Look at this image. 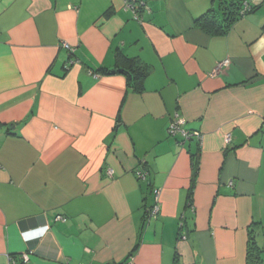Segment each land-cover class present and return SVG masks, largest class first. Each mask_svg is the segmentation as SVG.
Returning a JSON list of instances; mask_svg holds the SVG:
<instances>
[{
	"label": "crops",
	"instance_id": "0c3cea01",
	"mask_svg": "<svg viewBox=\"0 0 264 264\" xmlns=\"http://www.w3.org/2000/svg\"><path fill=\"white\" fill-rule=\"evenodd\" d=\"M141 1L0 0V264H247L251 231L264 264V0L223 35L219 0Z\"/></svg>",
	"mask_w": 264,
	"mask_h": 264
},
{
	"label": "trees",
	"instance_id": "16d2710c",
	"mask_svg": "<svg viewBox=\"0 0 264 264\" xmlns=\"http://www.w3.org/2000/svg\"><path fill=\"white\" fill-rule=\"evenodd\" d=\"M246 1L247 0H219V7L224 17L223 21L220 22L217 16V13L215 11H211L210 13L200 18L197 21V24L201 28L206 30L207 32H212L214 34L223 35L234 24V22H236L238 19L248 15L249 13L255 10V7L252 5V2H253L252 0L250 3V6H251L250 11H248L243 16L242 9L244 7L243 4ZM123 75L127 77L128 87L130 89L134 90V92H141L143 90V83H144L145 78L148 75V71L146 68H142L138 66L137 64L133 63V65L129 69L123 70ZM193 158H194L193 159V176H192V183H191L190 192H189V205L191 208L193 207V204H192L193 203V189L195 187L196 176H197L198 168H199L198 155H194ZM138 170H142L146 172L143 169H138ZM147 216L148 215L146 213V217ZM63 218L66 220L65 217ZM182 230H184V224H183V229L180 228V235H181ZM262 254H263V251L258 245L254 231H251L249 235V242H248L247 264H262ZM12 258L17 261L16 258L14 257Z\"/></svg>",
	"mask_w": 264,
	"mask_h": 264
},
{
	"label": "built area",
	"instance_id": "2783aa9c",
	"mask_svg": "<svg viewBox=\"0 0 264 264\" xmlns=\"http://www.w3.org/2000/svg\"><path fill=\"white\" fill-rule=\"evenodd\" d=\"M252 0H247L246 2H244V7L242 9V15L244 16L248 11H250L251 3ZM124 2V7L126 10L131 11L134 19L141 21V17L139 15V11L146 8L144 1L141 0H123ZM70 52L71 54L73 53V50L69 47V45H64ZM230 61L226 60L222 63H219L217 68H216V72H219L220 70L226 68L229 65ZM186 119L184 117H182L180 114L176 113L170 124L168 127V135L172 138H181V143H185L187 141H191L193 139L197 140L199 142V144L202 143L203 140V136L202 133L199 131H188L184 128V126L186 125ZM230 141V135L226 136V142L228 143ZM108 174L112 175V170H108ZM136 176L139 180L142 181H146L148 174L142 170H137L136 171ZM153 195H154V200H155V204L153 207H151L148 211H147V217L148 219H152V218H156L158 216V214L160 213L161 210V201H160V196H161V192L158 189H155L153 191ZM56 220L58 221H66L63 217L58 216L56 218ZM183 224L181 223L180 228L183 229ZM180 239L185 240L187 239V235L185 234V232L182 230L181 235H180ZM29 261V254H26L23 257V260L19 263L17 262L15 259L11 258L10 261L8 262V264H28ZM62 264H66V263H62ZM114 264H136L135 261V256L134 255H130L128 257V259L124 262L121 263H114Z\"/></svg>",
	"mask_w": 264,
	"mask_h": 264
},
{
	"label": "water",
	"instance_id": "95a60500",
	"mask_svg": "<svg viewBox=\"0 0 264 264\" xmlns=\"http://www.w3.org/2000/svg\"><path fill=\"white\" fill-rule=\"evenodd\" d=\"M118 72L119 73H123V70H119ZM113 73H116V71H113Z\"/></svg>",
	"mask_w": 264,
	"mask_h": 264
}]
</instances>
